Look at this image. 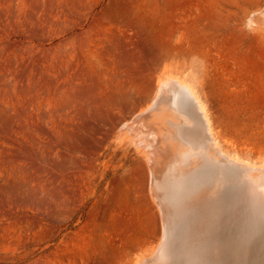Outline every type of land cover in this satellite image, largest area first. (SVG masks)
I'll return each mask as SVG.
<instances>
[{"label": "rangeland", "instance_id": "374dc122", "mask_svg": "<svg viewBox=\"0 0 264 264\" xmlns=\"http://www.w3.org/2000/svg\"><path fill=\"white\" fill-rule=\"evenodd\" d=\"M168 75L193 85L218 145L200 111L177 142L264 163V0H0V264L155 255L167 210L151 168L174 140L138 138L133 120L158 99L170 109ZM216 211L217 264H264V229L250 239Z\"/></svg>", "mask_w": 264, "mask_h": 264}, {"label": "bare ground", "instance_id": "6f19581e", "mask_svg": "<svg viewBox=\"0 0 264 264\" xmlns=\"http://www.w3.org/2000/svg\"><path fill=\"white\" fill-rule=\"evenodd\" d=\"M257 17L253 18L256 19ZM165 90L171 96L172 106H170V109H167L158 99L157 102L155 101L142 110L138 116L135 115L136 118L134 117L135 120H133V128L135 127V134L138 138L151 137L155 141H159L161 136L165 134V136L168 135L167 138L174 140L170 142L173 145L169 146L174 151L170 154V160H166V156V158L163 156L165 160H161L166 165L164 168L162 164L163 169L160 167L162 173H159V168V175H157L156 168H151L153 172V190L157 194V198L160 199L161 207L164 211L167 210L163 238L155 255L149 260L143 258L139 264H217V257L215 256V258L213 253L211 254L208 250L210 244L208 243L207 234L204 233L205 227L209 228L216 225V223L219 224L220 219H218L216 210L219 209L220 211L221 209L224 214H228L227 222L229 224L236 222L235 215L241 216L238 219L242 226H238L236 223H234V226L239 231L244 232V235L246 234V237L250 239L255 238L256 233L264 229V163L255 166V164L244 162L236 156L226 154L220 149L214 151L208 148L209 142L207 144L206 138L202 137L198 142L199 145H191V142L185 144L177 142V135L181 129L180 123L187 120V116L192 118V115H197L200 111L199 114L205 121V125H203L206 126L205 134L213 140L214 146L218 145L212 136L210 120L208 121V115L205 113V106L199 100L198 94L194 92L193 85L187 80L181 81L179 78L168 75L161 80L158 93L161 94ZM155 103L158 104L157 109L154 108ZM184 113L186 116L183 115ZM201 135L198 134L197 138ZM166 144L169 145L167 142ZM164 149L161 150L165 151ZM157 160L155 158L154 161L152 160L154 167L157 166ZM206 184L208 187L211 184L212 189V193L208 197L199 200L197 196L193 195L194 201L192 204L183 200L186 195H191L192 192L190 191L194 190L190 187L197 188ZM222 224L224 223L221 220ZM232 235L234 234L232 233ZM243 238H240V241ZM212 244L216 245L214 241ZM244 246L239 247L243 249ZM246 247L248 248V245ZM235 250H237L236 247Z\"/></svg>", "mask_w": 264, "mask_h": 264}]
</instances>
